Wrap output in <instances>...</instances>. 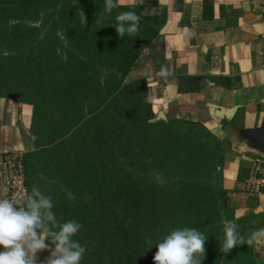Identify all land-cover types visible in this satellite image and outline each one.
Instances as JSON below:
<instances>
[{
    "label": "trees",
    "instance_id": "1",
    "mask_svg": "<svg viewBox=\"0 0 264 264\" xmlns=\"http://www.w3.org/2000/svg\"><path fill=\"white\" fill-rule=\"evenodd\" d=\"M114 2L109 13L105 0H0V98L33 110L28 195L37 188L58 223L82 226L80 264H154L156 244L185 227L207 237L201 264H258L247 240L262 224L230 205L223 142L200 122L153 121L148 80H128L157 46L167 7L150 0L148 16ZM126 11L139 31L119 37ZM226 221L243 237L227 253Z\"/></svg>",
    "mask_w": 264,
    "mask_h": 264
},
{
    "label": "crops",
    "instance_id": "2",
    "mask_svg": "<svg viewBox=\"0 0 264 264\" xmlns=\"http://www.w3.org/2000/svg\"><path fill=\"white\" fill-rule=\"evenodd\" d=\"M117 1L142 5L148 16L157 10L150 0ZM157 1L167 7L161 38L155 48L144 50L128 80H148L155 115L201 122L223 142V186L230 205L236 217L250 216L255 227L264 229V189L253 194L244 184L264 150L242 135L264 127V0ZM162 67L167 77L158 75ZM211 105L236 111L221 127ZM32 111L17 98H0V162L28 151ZM45 243L49 247L37 253V264L54 250L50 238ZM253 243L258 264H264V238Z\"/></svg>",
    "mask_w": 264,
    "mask_h": 264
},
{
    "label": "clouds",
    "instance_id": "3",
    "mask_svg": "<svg viewBox=\"0 0 264 264\" xmlns=\"http://www.w3.org/2000/svg\"><path fill=\"white\" fill-rule=\"evenodd\" d=\"M105 3L106 11L111 13L116 6L114 0ZM116 19L114 28L119 37L139 31L141 18L136 12H121ZM158 75L167 77L168 69L162 67ZM67 197L75 199L71 191ZM52 209V198L35 187L24 197L0 198V247L4 249L0 251V264H37V253L48 249L45 241L49 238L55 247L43 264H80L86 247L73 237L82 226L71 220L58 223ZM53 227L58 230L53 231ZM237 228L235 222H225L222 247L226 253L243 242ZM260 238H264V229L253 232L247 243ZM206 239L194 228H176L156 244L154 264H201Z\"/></svg>",
    "mask_w": 264,
    "mask_h": 264
},
{
    "label": "built area",
    "instance_id": "4",
    "mask_svg": "<svg viewBox=\"0 0 264 264\" xmlns=\"http://www.w3.org/2000/svg\"><path fill=\"white\" fill-rule=\"evenodd\" d=\"M245 188L253 194L264 189V153L259 154L244 180ZM28 195L27 175L22 155L9 154L0 162V198Z\"/></svg>",
    "mask_w": 264,
    "mask_h": 264
},
{
    "label": "water",
    "instance_id": "5",
    "mask_svg": "<svg viewBox=\"0 0 264 264\" xmlns=\"http://www.w3.org/2000/svg\"><path fill=\"white\" fill-rule=\"evenodd\" d=\"M10 97H13L16 99L15 96H10ZM209 108L211 109L212 117L221 125V127H222V121L224 119L230 120L233 117L234 112L236 111V108L225 109V108H221L216 105H211L209 106ZM160 120H168V119L163 113L160 112L155 116L153 121H160ZM242 135L246 137L247 139L251 140L252 142H254L257 146H259L260 148L264 150V127L243 130ZM30 139H31V136H30ZM27 150L28 151L31 150L30 143H28L27 145Z\"/></svg>",
    "mask_w": 264,
    "mask_h": 264
},
{
    "label": "rangeland",
    "instance_id": "6",
    "mask_svg": "<svg viewBox=\"0 0 264 264\" xmlns=\"http://www.w3.org/2000/svg\"><path fill=\"white\" fill-rule=\"evenodd\" d=\"M130 78H133V77H130ZM15 96V95H14ZM16 98H18L17 96H15ZM18 100V99H17ZM201 123V122H200ZM31 139H32V136H31ZM31 144H32V147H31V149L34 147L33 146V143L32 142H30Z\"/></svg>",
    "mask_w": 264,
    "mask_h": 264
}]
</instances>
